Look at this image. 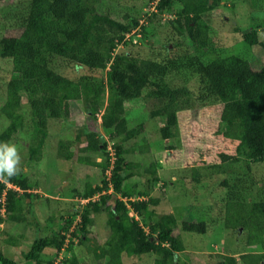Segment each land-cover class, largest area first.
I'll use <instances>...</instances> for the list:
<instances>
[{"label":"trees","instance_id":"obj_1","mask_svg":"<svg viewBox=\"0 0 264 264\" xmlns=\"http://www.w3.org/2000/svg\"><path fill=\"white\" fill-rule=\"evenodd\" d=\"M209 1H153L155 9L150 17L154 19L163 11L172 14L166 23L175 36L186 39L191 51L173 53L165 45L161 47L165 54L160 59L140 57L130 51L113 52L116 43L122 41L123 34L136 27L139 16L146 12H142V8L128 7L119 21L99 10L102 0H20L18 33L1 39L0 58L10 60L11 70L0 107V114L8 121L0 132V142H7L11 134L22 130L23 115L19 108L25 103L31 126L27 158L39 160L47 136L46 120L66 117L71 101L79 103L92 118L99 113V125L103 131L108 132L110 139L117 138L110 156L109 151H105L106 142L102 136H96L91 124L77 127V135L83 136L84 143L79 150L105 156L102 162L90 161L86 156L76 157L82 163L98 166L102 178L99 184L85 182L82 194H78L80 191L76 188L72 190L82 198L97 195L96 200L88 199L78 225L71 232V238L76 239L78 235L77 243L82 244L89 239L86 236L91 224L89 213L103 211L106 214L105 240L90 248L98 263L122 264L121 255L128 252L136 256L150 254L151 264H177L176 254L183 251L177 230L205 233L203 220L177 223L172 213H166L153 221L154 212L149 205H157L158 198H134L138 193L135 185L129 186L125 180L137 175L141 164L126 161L124 155L128 148L137 153L147 150L143 146L134 149L132 141L144 126L142 122L127 126L125 101L141 98L148 104L147 115L150 120L159 119V133L163 139L174 136L169 129L177 124L178 112L218 105V132L237 141L238 154L220 153V161L232 163L240 158L246 161L239 180L256 184L248 172L249 163L264 162V61L252 66L245 58L233 54L220 55L210 46L208 28L202 17L217 0H213L214 4H208ZM252 4L256 11L264 13V0H252ZM139 27L142 32L146 30L143 24ZM199 30H205L201 46L196 40ZM241 39L264 51V24L243 32ZM61 66H72L77 74L66 76L57 70ZM180 71H189L195 76L194 89L187 83L169 82L168 76L178 75ZM125 142H128L127 149ZM60 146L59 157L67 160L74 157V150H68L62 143ZM207 168L215 174L222 175L224 171L218 164H209ZM106 169L108 173L104 177ZM143 172L147 175L144 178L146 185L152 187L158 181L154 163L150 162ZM199 178V174L191 176L195 182ZM260 182L258 200H241L238 197L225 200L222 219L225 229L244 231L246 249L253 252H264V175ZM221 183L226 185L227 179L223 178ZM29 187L27 177L21 173L8 183L0 182V224L24 221L18 190L22 191L24 198L31 199L34 194L26 192ZM235 189L242 190V187ZM135 216L141 221L146 220V230ZM53 217L50 214L46 219L50 221ZM70 221V216L63 218L60 228L67 229ZM58 232L34 238L29 249L23 252V264H52L51 259L41 260L39 254L50 246L55 251L61 248L64 236ZM71 238L69 247L73 242ZM5 241L12 243L9 239ZM256 255L244 254L239 260L243 264H257L261 256ZM218 258V264H237L236 258L230 255H218ZM0 264L15 263L0 251ZM59 264H78L72 249Z\"/></svg>","mask_w":264,"mask_h":264},{"label":"rangeland","instance_id":"obj_2","mask_svg":"<svg viewBox=\"0 0 264 264\" xmlns=\"http://www.w3.org/2000/svg\"><path fill=\"white\" fill-rule=\"evenodd\" d=\"M20 0L0 1V44L2 37L16 35L19 17ZM152 0H102L100 11L113 19L121 21L128 7L142 8L138 18V25L123 34L121 42L116 43L113 52L130 51L140 57L161 58L167 45L173 53L191 52L186 39L175 36L166 23L172 14L161 12L159 19L152 18L154 12ZM208 4H214L210 0ZM176 4L173 5L175 8ZM151 13V14H150ZM150 14V15H149ZM151 19H148V18ZM203 24L208 28L209 43L220 55L233 54L247 59L252 66L264 61V51L257 45H248L241 39L243 32L264 24V13L256 11L252 0H217L202 17ZM140 24L146 27L141 31ZM135 30V31H134ZM143 33V34H142ZM205 30L196 32V40L201 45L204 43ZM11 70L9 59L0 58V107L5 99V87ZM66 76L77 74L72 66L57 68ZM172 84L187 83L191 89L195 86V76L189 71H180L178 75L168 76ZM148 104L141 98L124 102V116L128 127L139 122L143 123L144 130L132 142L136 147L143 146L147 150L137 153L132 149L126 151V161L139 162L141 168L137 175L125 180L129 186L134 184L138 192L134 198H158L155 206L149 205L155 221L160 215L172 213L177 223L182 220H203L205 233H186L179 229L183 251L176 254L177 264H218V255H230L236 258L237 264L240 256L244 254L260 255L257 264H264V252H253L246 249L245 233L242 229H225L222 223L224 215V202L229 198L238 197L241 200H258L260 198L261 178L264 175V162L249 163V174L256 184L250 185L249 181L240 182V174L246 161L237 162L220 161L219 154H237V141L227 139L218 132L220 122L218 118L219 106L195 107L183 110L177 114V124L170 127L174 134L163 139L159 133V119L150 120L147 115ZM23 115V128L11 134L7 142L16 144L21 162L18 174H24L30 184L26 192L34 194L31 199L24 198L22 191L18 190L23 206L24 221L19 223L2 222L0 224V251L2 255L15 264H23V252L29 249L34 238L52 235L55 231L63 235V245L54 250L52 246L45 248L39 257L45 261L52 260V264H59L65 256H69L72 249L78 264H101L94 259L91 247L101 244L107 233L106 214L103 211L89 213L91 224L88 226V240L78 242V235L71 238V232L80 221V213L88 199L96 200L97 195L88 198L77 196L73 189L83 192V184H99L102 175L98 166L82 163L76 159L82 158L102 162L103 154L82 152L83 136L77 135V127L82 124H91L96 136H102L106 142L105 151L112 153V144L117 139L109 138L108 132L103 131L99 125V113L95 117L87 115L81 105L75 101L69 102L66 117L51 118L46 120L47 136L44 139L40 159L28 160L27 145L29 143L30 122L25 103L19 108ZM8 121L0 114V132L4 130ZM131 142V141H129ZM68 150H74L72 159H63L57 155L60 144ZM125 148L128 142L123 143ZM64 148V147H62ZM64 148V149H65ZM110 154V156H112ZM238 155V154H237ZM112 159V158H110ZM109 159V160H110ZM111 161V160H110ZM150 162L154 163L158 181L152 187L146 185L147 175L143 168ZM209 164H218L222 167L223 174H215L207 168ZM241 165V167H239ZM134 170V169H133ZM104 171V177L107 175ZM211 171V172H210ZM192 174L200 175L198 181H192ZM144 175V176H143ZM227 179V184L222 185V179ZM238 186L242 190H238ZM249 188L245 190V188ZM146 192V194H144ZM46 198L48 202H46ZM30 200V201H29ZM29 202V205H26ZM54 217L48 221L46 217ZM129 215H133L129 212ZM62 216V217H61ZM71 217L67 229H61L63 218ZM146 230L144 221L135 216ZM6 221V220H5ZM61 229V230H60ZM79 234V233H78ZM73 240L69 247V239ZM9 239L12 243L5 240ZM256 255V256H257ZM253 256V255H251ZM151 255H134L122 253V264H151ZM248 261L250 258L247 259Z\"/></svg>","mask_w":264,"mask_h":264},{"label":"clouds","instance_id":"obj_3","mask_svg":"<svg viewBox=\"0 0 264 264\" xmlns=\"http://www.w3.org/2000/svg\"><path fill=\"white\" fill-rule=\"evenodd\" d=\"M20 162L21 156L16 144L0 142V182L8 183L13 176L17 175L20 171Z\"/></svg>","mask_w":264,"mask_h":264},{"label":"built area","instance_id":"obj_4","mask_svg":"<svg viewBox=\"0 0 264 264\" xmlns=\"http://www.w3.org/2000/svg\"><path fill=\"white\" fill-rule=\"evenodd\" d=\"M154 2L156 1V0H153ZM109 154H112V153H109ZM107 172V171H106ZM8 187L10 186L9 184H6ZM1 198L3 199V195L1 196ZM1 199V200H2ZM92 200V199H91Z\"/></svg>","mask_w":264,"mask_h":264}]
</instances>
